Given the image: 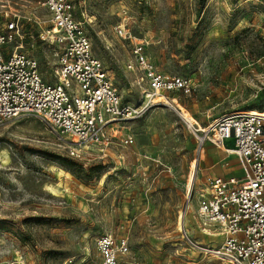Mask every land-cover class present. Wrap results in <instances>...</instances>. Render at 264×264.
<instances>
[{"label": "rangeland", "instance_id": "obj_1", "mask_svg": "<svg viewBox=\"0 0 264 264\" xmlns=\"http://www.w3.org/2000/svg\"><path fill=\"white\" fill-rule=\"evenodd\" d=\"M73 2L123 101L141 94L126 68L140 40L162 74L190 79L191 92L164 91L171 104L157 101L120 123L131 144L104 150L88 145L71 154L70 143L32 114L1 122L0 264H101L96 240L104 233L127 240L118 264H230L210 250L220 236L199 229L196 198L204 144L218 156L213 167L238 175V160L209 141L199 149L200 131L179 111L200 126L236 110L264 112V0ZM4 3L18 17L22 50L46 82H56L38 37L48 12L36 0ZM193 174L183 233L182 200Z\"/></svg>", "mask_w": 264, "mask_h": 264}, {"label": "built area", "instance_id": "obj_2", "mask_svg": "<svg viewBox=\"0 0 264 264\" xmlns=\"http://www.w3.org/2000/svg\"><path fill=\"white\" fill-rule=\"evenodd\" d=\"M4 1L0 0V123L32 114L70 143L71 154L88 145L104 150L115 143L131 144L132 135L122 133L120 123L141 115L164 91L191 92L190 79L162 74L140 40L131 44L126 68L141 94L136 102L123 101L93 53L73 0H36L49 14V24L38 37L48 47L57 78L46 82L36 58L22 50L21 25L17 15L5 9ZM114 30L127 36L121 24ZM205 127L209 129L195 128L200 131L197 147L209 141L234 154L240 173L212 176L199 189V226L208 235L220 236L213 248L230 264H264V114L224 113ZM96 244L101 264H118L128 249L126 238L111 233L98 236Z\"/></svg>", "mask_w": 264, "mask_h": 264}, {"label": "crops", "instance_id": "obj_3", "mask_svg": "<svg viewBox=\"0 0 264 264\" xmlns=\"http://www.w3.org/2000/svg\"><path fill=\"white\" fill-rule=\"evenodd\" d=\"M228 145H231L230 141H228ZM202 151H203L204 159H203L202 164L199 168L198 178L202 181L200 183L203 186L206 183L207 179L212 177V176L218 175V176H222V177H229L232 175H236V174H232L231 170L226 168V167H220V168L219 167L218 168L213 167L215 161H218L217 160L218 156L211 150V147L209 144H204L202 147ZM226 155L229 156L230 154H226ZM239 173H240V169H239ZM196 207H197V202H196ZM196 215H197V211H196ZM197 223H198L199 229L202 231V229L199 226L198 218H197ZM202 233H204V232L202 231ZM204 234H206V233H204ZM209 236L215 237L214 235H209Z\"/></svg>", "mask_w": 264, "mask_h": 264}, {"label": "bare ground", "instance_id": "obj_4", "mask_svg": "<svg viewBox=\"0 0 264 264\" xmlns=\"http://www.w3.org/2000/svg\"><path fill=\"white\" fill-rule=\"evenodd\" d=\"M156 101H161L162 103L171 104L169 98L166 95H164V94L162 96H157ZM232 112H249V113L252 112V113H261V114H264V112L255 111V110H236V111H232ZM179 115L186 122H188V124L190 126L191 125L198 126V129L199 130H208L209 129L208 127L198 125V123L196 122V120L194 119V117L191 116L188 113H185L183 111H179ZM210 126L211 125H209V127ZM201 147L202 146H200L199 149H201ZM195 177H196V175L193 174V176H192V178H191V180H190V182H189V184L187 186V189H186V191L184 193V196H183V208H182V213H181V216H180V225H181V229H182L183 233H185V230H184V222H185L186 209L189 206V201H190V198H191V194H192V189H193V184H194ZM210 250L213 251L217 255H222V254L218 253L213 247H211ZM233 264H240V263L237 262V261H234Z\"/></svg>", "mask_w": 264, "mask_h": 264}]
</instances>
